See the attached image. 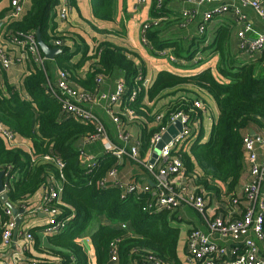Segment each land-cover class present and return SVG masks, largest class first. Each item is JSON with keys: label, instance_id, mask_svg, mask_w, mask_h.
<instances>
[{"label": "trees", "instance_id": "obj_1", "mask_svg": "<svg viewBox=\"0 0 264 264\" xmlns=\"http://www.w3.org/2000/svg\"><path fill=\"white\" fill-rule=\"evenodd\" d=\"M159 1L153 0L151 20L146 22L148 28L144 34L153 51L171 50L177 61L189 62L175 64L185 70H193L204 63L201 60L196 65L190 64L199 52L216 53L219 60L214 69L209 67L197 74L161 71L152 86L146 92L141 91L133 102H130V96L142 86V82H137L139 71L135 54L114 44L102 43L89 55L79 36H75L78 44L73 52L62 44L64 37L56 34V26L50 24L60 0H32L27 14L12 23L9 29L33 33L40 30L43 41L52 49L55 47L53 41H60L62 53L55 58L56 63L68 74L70 82L84 92L98 94L97 80L121 71L127 92L118 118L124 127L135 122L140 128L142 157L148 151L152 136L160 128L158 117H162V125L166 126L172 116L182 112L194 123L202 118V114L192 108L199 97L191 96L193 93L189 88L207 93L219 111L208 140L203 142L201 134L188 149H174L172 155L183 161L186 176L194 181L199 195L206 200L228 203L231 197L237 196L248 170L244 138L251 131L264 132V51L255 61L239 59L230 51L233 31L226 25H222L215 32L213 42L207 44V36L194 38L190 45L185 44L188 39L181 37L162 40L161 34L174 22L164 21L166 11L163 6L158 8ZM72 3L75 4L71 0ZM92 6L96 19L113 21V0H93ZM159 19L161 21L154 24ZM81 49L84 50L82 58L73 62ZM87 61L90 62L89 69L83 75L80 71ZM29 71L23 81L22 93L7 81L0 80V123L20 138L30 140L34 148L30 155L21 148H8L0 138V171L9 175L6 192L9 202L22 209L30 207L27 201L40 190L60 184V199L56 206L59 218L72 217L64 231L48 235V248L41 251L43 257L37 261L44 264H93L91 253L83 244V240L88 239L93 247L95 264H109L112 243L118 247L117 264H152L149 256L165 264H182L177 253L180 228L174 226L180 222L177 212H144L143 207L149 198L147 193H124L118 184L103 188L102 181L112 170L119 169L120 160L104 153L92 167L83 166V155L75 144L93 136L95 128L63 111L51 93L41 65L31 61ZM166 98L168 102L162 111L161 108L154 111L156 108L148 105L149 102L158 104ZM126 110L133 112L134 119L130 122L125 116ZM50 154L63 161L62 170L45 159ZM0 218L1 242L2 224L7 220L1 202ZM102 218L109 224L98 225ZM96 222L98 227L92 232L91 227ZM33 234L38 248L40 239L35 231Z\"/></svg>", "mask_w": 264, "mask_h": 264}, {"label": "built area", "instance_id": "obj_2", "mask_svg": "<svg viewBox=\"0 0 264 264\" xmlns=\"http://www.w3.org/2000/svg\"><path fill=\"white\" fill-rule=\"evenodd\" d=\"M32 0H12V17L18 18L24 9V5ZM147 0H136L138 5H145ZM188 2L196 8L204 7L211 3H218L219 7L215 8L204 15V22L199 27L201 34L205 33L206 22L213 19L214 15L223 16L229 11L235 12L239 17V21L243 24L242 29L238 32L239 48L243 54L254 56L264 50V32L256 33L253 26L246 20L243 15L244 9H251L256 16L264 23V0H188ZM71 0H60L58 5V17L62 22H66L69 18L71 10ZM158 8H162V1H159ZM187 19L182 23L183 28L191 23L194 15L186 13ZM160 19L154 22L158 24ZM148 25L145 23L142 27L143 42L148 44L145 37V30ZM256 34V38L251 40L249 34ZM13 46L23 48L25 52L33 57L37 63L42 64L41 49L37 43L36 34L33 32H13L10 36ZM53 45L60 47V41H53ZM202 58L197 57L195 62ZM174 60V59H173ZM15 59L5 54L0 49V73L10 69L15 64ZM105 78H99L97 84ZM142 82V86L137 87L130 96V102H133L143 90H148L150 81L138 77L137 82ZM49 88L54 98L59 102L63 111L74 116L77 120L92 125L95 128V134L91 136L89 142L105 141V153L113 155L118 160L129 159L130 161L141 164L147 171L153 185L145 187L142 191L149 195L143 207L144 212H159L170 211L177 212L182 208L192 209L198 216L202 218L207 226V230L203 231L197 228H191L188 234L186 260L189 264H264V256L260 254L259 243L264 241V158L259 159L258 149H264V132L255 135H248L243 140L244 151L248 162L249 172L251 176L250 182L244 187L243 193L248 200L246 209L237 216V206L239 200L237 197H231L228 200L230 213L225 217H212L208 213L206 199L197 193V188L193 180L188 179L184 170L183 161L172 155L174 149L184 147L185 150L194 142L195 129L194 123L191 122L188 115L178 113L172 116L169 123L162 125V117L157 118L159 130L152 136L148 150L152 153L156 146L162 141L163 136L168 132L170 126L177 121L181 125V130H178L169 144H167L152 163L151 159L145 162L140 160L141 142L135 139L131 134L120 132L118 143L111 142L107 138V130L104 123L91 110L85 108L84 103H97L98 95L78 90L69 80L66 72L61 71L54 85L49 82ZM127 92L124 82L118 84L117 91L113 94L99 95L100 101H107L110 104H119L123 101ZM193 109L205 111V105L202 100L197 99L193 103ZM125 116L128 120H133V112L126 110ZM114 123L118 128H122L121 120L118 117H113ZM124 127V126H123ZM0 138L5 145L10 149L20 147L19 140L22 139L0 123ZM30 153V152H29ZM47 161L54 162L57 167L62 170L64 163L61 159L56 158L53 154L45 157ZM96 163V159L91 158L92 167ZM6 179L8 173L5 172ZM117 170L114 169L109 173V178L116 179ZM108 179V178H107ZM104 179L101 186L105 188L108 185V180ZM9 180V179H8ZM118 184V183H117ZM115 184V185H117ZM119 188L125 187V193L137 192L138 188L135 185L127 184L120 185ZM7 185L5 186V192ZM122 190V189H121ZM61 189L55 185H51L45 189L41 206L37 211H40L48 216L47 227L45 228L46 235H56L64 231L72 217L60 219V212L57 209L59 203ZM125 196L123 195L122 198ZM3 205V212L7 220L2 224V240L0 248L7 247L11 244L14 232L17 229V220L21 215H14L13 210ZM123 228H126L123 225ZM253 235V237H250ZM20 236L25 241V246L20 254L24 256L27 253L29 245L33 242L31 233L21 232ZM216 239L228 241L232 243L230 251L227 246L219 245ZM152 264H165L160 259L154 256L148 257ZM118 262V247L117 244L110 246L109 264H117ZM0 264H8L2 262ZM10 264V263H9ZM29 264H44L37 260L30 261Z\"/></svg>", "mask_w": 264, "mask_h": 264}, {"label": "crops", "instance_id": "obj_3", "mask_svg": "<svg viewBox=\"0 0 264 264\" xmlns=\"http://www.w3.org/2000/svg\"><path fill=\"white\" fill-rule=\"evenodd\" d=\"M72 1H74L75 4H70L71 10L69 18L66 22H62L59 19L58 7L54 11L53 19L50 22L51 26H56L55 33L64 37L62 44H64L65 46H69L73 50V52H75L77 50L76 46L78 44V42L75 41V36H79L84 40L85 45L89 50V55H92L94 49L98 48L102 43L114 44L129 51L130 53H134L135 61L139 71V77L150 81V87L161 71H169L175 74L182 75H191L197 74L209 67L214 69V67L218 63L219 56L216 53L213 55H208L207 53L202 54L199 52L195 56L194 61H192L190 64H198L199 61L195 62V59L197 57H201V60L204 61L202 65L197 66V68H194L193 70L181 69V67L175 64L179 63L180 65H186L189 62L184 60L177 61L172 55V51L169 49L155 52L152 50L150 43L145 44L143 42L142 27L146 22H149L151 20L150 10L152 8L153 0H147L145 5H138L136 3V0H113V21H103L95 18V16L93 15V0ZM161 1L162 6L166 11V18L164 19V21L174 22V24L169 25L163 32V34H161V38H163L162 40H174L181 37L184 39H188V41H185V44L190 45L194 38L207 36V44L208 42H213L215 38V32L220 27H222V25H226L233 31L229 46L230 51L239 59L248 62L255 61L264 51L263 50L261 53L254 56H248L242 53L239 48V39L237 34L242 29L243 24L239 21V17L236 16L235 12L233 11H229L223 16L214 15L213 19L204 24L206 26L205 33L201 34L199 32V27L204 22V15L219 7L218 3H211L204 7L196 8L191 5L188 0ZM11 3L12 0H2L0 2V49L3 50L6 55L15 59L16 62L10 69L2 71L0 73V80L7 81L22 93L24 92L23 81L30 72V63L31 61L35 60H33V57L31 55L28 56L23 48H19L11 44L10 36L13 31L9 29V26L14 22L20 21L27 14V12L31 8L32 1L24 5L23 13L18 18H14L11 16L13 12ZM188 12L192 13V15L194 16L187 28H183L181 25L187 20L185 18V14ZM243 15L246 20L253 26L256 33L264 32V23L256 16L253 10L244 9ZM102 31L104 32L102 33ZM249 38L253 40L254 38H256V34H249ZM201 47L202 46H200L199 48ZM55 48L60 47L55 46L53 49ZM83 49L75 54L73 62L77 63L82 58V54H84ZM41 57L43 58V63L40 64L36 61L35 63L41 65L44 68L47 75L48 84L49 82H51L54 85L59 76V73L61 72V69L58 67L56 60L45 59L42 51ZM89 64V61L85 63L80 71L81 74L84 75L88 71ZM121 82H124V74L119 70L115 71L112 77L105 78L101 82V84L98 85V94L96 95L101 96L102 94L115 93L117 91L118 84ZM75 87L80 91H85L82 88H79L77 85ZM189 89L192 91L191 93H193L190 95L199 97L198 99L202 100L205 105V111L201 112L202 118L194 122V128H196V136L194 138V141L197 140L202 134V141L206 142L210 136L213 123L219 117V111L213 98H211L207 93L198 88L191 87ZM144 91L146 92L147 90ZM98 96L96 98V101H98L97 103L93 104L88 102L84 103V106L85 108L91 110L97 116H99L106 127L108 135L107 138L110 139L111 142L120 144L118 141V136L124 129V132L131 134L133 138L139 140L140 128L136 124H134L135 122H133L131 125L127 124L125 126L126 128L123 127L124 125L122 126V128H118V126L113 121L114 116L118 117V115L122 113V103L113 105L108 103L107 101H100ZM167 102L168 99L166 98L158 102V104L149 102L148 105L150 107H155L156 109H154V111L159 110V108H161L162 111ZM153 104L156 106H154ZM130 121L132 120H129V122ZM205 123H208L207 128H205ZM260 133L255 132V134ZM19 144V148L23 149L27 153L30 152V155L33 154L34 148L30 140L20 139ZM104 146L105 141L103 140L97 142H89L88 139H83L75 144V148L81 151L83 155L82 164L86 168L91 164V158L97 159L99 156L105 153ZM258 152L259 159L262 160L264 158V149L259 148ZM154 153L155 150L152 153H150V150H148L142 157L140 150V160L145 162L146 160L151 159ZM15 177L16 179H18V174L15 175ZM250 178L251 176L248 167V170L243 177L239 191L236 194V197L239 200L236 217L240 216V214H242V212L248 205V200L243 193V189L250 182ZM107 180L108 185L106 186V189L113 188V186L117 183L120 185L131 184L135 185L138 188V191L136 193L137 195L144 193L142 190L145 187L153 185L144 167L139 163L130 161L129 159H123L120 161V167L117 170L116 179L108 177ZM56 186L61 189L60 184H56ZM121 189L123 190V192L125 191V187H122ZM44 191L45 190H40L37 194H35L27 201L30 207L19 209L23 210L24 213L21 214V218H19L21 220V225L18 228L17 237L15 238L13 236L12 242L9 246L0 248V263L5 262L8 264H29L30 261L38 260V258L43 257V253L41 251L48 248V236L45 233V228L47 227L49 218L46 214L37 210L42 204ZM206 201L208 213L212 217L225 218L230 213L229 211H231V209L229 210L228 203H225L223 201L221 202L217 199H215L214 201ZM12 206L17 208L14 205ZM177 218L185 226V231L180 230L177 248L178 257L182 264H189L186 260L189 234L188 232L191 228H197L206 231L207 226L205 225V222L202 220V218L190 208H182L178 210ZM1 222L2 220L0 218V224ZM101 224L105 225L109 224V222L106 219L102 218L98 225ZM174 226L180 227V224L174 223ZM33 231H35V233L39 237L41 244L37 248L35 246L34 237V242L29 245L27 253L22 256L20 252L26 243L24 239L21 238L20 233L26 232L33 234ZM250 237H253V235H250ZM216 241L219 245L227 246V250L230 251L232 249L229 248L232 246L231 242L223 241L221 239H216ZM85 242L87 244H85ZM83 244L89 252L91 251V259L93 261V264H95L93 247L91 246L90 241L88 239H85L83 240ZM259 247L261 256H264V241L259 243Z\"/></svg>", "mask_w": 264, "mask_h": 264}, {"label": "water", "instance_id": "obj_4", "mask_svg": "<svg viewBox=\"0 0 264 264\" xmlns=\"http://www.w3.org/2000/svg\"><path fill=\"white\" fill-rule=\"evenodd\" d=\"M35 34H36L37 43H38L42 53L44 54L45 59H47V60H55L57 55L62 53V49H60V48L52 49V48H50L49 46H47L45 44V42L42 39V35H41V31L40 30H37ZM178 130L179 131L181 130V125L177 121L174 125L169 127L168 132L163 136L162 141L156 146L155 153H154L153 158L151 160L152 163L157 158V156L160 154L161 150L167 144L170 143V141L172 140V138L175 135H177ZM251 135H255V131H251ZM5 179H6L5 172L4 171H0V198H1V201L3 203H5V205L7 207H9V208H11L13 210L14 215H21V214L24 213L23 210H19V209L13 207L10 204V202H9L8 194H7V192H5V186H6V184L8 183L9 180L8 179L5 180ZM20 225H21V220L18 219L17 220V229L14 232V237L15 238L17 237L18 228L20 227ZM85 244H87V243L85 242Z\"/></svg>", "mask_w": 264, "mask_h": 264}, {"label": "rangeland", "instance_id": "obj_5", "mask_svg": "<svg viewBox=\"0 0 264 264\" xmlns=\"http://www.w3.org/2000/svg\"><path fill=\"white\" fill-rule=\"evenodd\" d=\"M202 55V54H201ZM203 57V56H202ZM206 102H208V101H206ZM208 123H205V125H206V127L205 128H207V125ZM39 223V222H38ZM40 224H41V222H40ZM177 224H180V227H178V228H180V230L181 231H185V226H184V224H182V222H177ZM39 226V225H38ZM98 227V225H97V222L96 223H94L93 225H92V227H91V231L93 232L94 230H96V228ZM90 253H91V251H90Z\"/></svg>", "mask_w": 264, "mask_h": 264}]
</instances>
